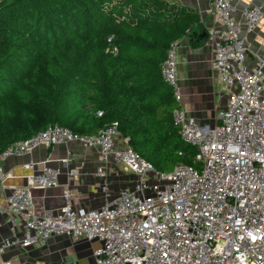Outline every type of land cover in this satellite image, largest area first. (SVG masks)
Instances as JSON below:
<instances>
[{"label": "built area", "instance_id": "obj_1", "mask_svg": "<svg viewBox=\"0 0 264 264\" xmlns=\"http://www.w3.org/2000/svg\"><path fill=\"white\" fill-rule=\"evenodd\" d=\"M211 11V66L227 95L218 125L201 126L180 106L177 42L161 65L162 81L172 88L176 103L173 124L180 140L195 147L196 165L157 172L129 149L116 124L92 136L49 126L0 153V185L6 179L1 166L5 160L68 144L99 154L95 177L105 179L116 168L133 175L135 182L90 210L76 208L73 191L67 188L56 214L38 216L32 194L57 188L60 170L49 161L24 164L33 169L32 176L24 186L12 188L0 206V215L10 217V236L0 241V257L8 250L39 248L65 236L73 242L97 241L95 264H264V51L247 61V42L240 37L243 31L258 29L264 4L242 9L238 20L233 0H211ZM102 190L107 193V188ZM18 220L23 222L20 229Z\"/></svg>", "mask_w": 264, "mask_h": 264}, {"label": "trees", "instance_id": "obj_2", "mask_svg": "<svg viewBox=\"0 0 264 264\" xmlns=\"http://www.w3.org/2000/svg\"><path fill=\"white\" fill-rule=\"evenodd\" d=\"M198 23L164 0L0 2V153L49 126L92 136L116 124L157 172L195 166L161 65Z\"/></svg>", "mask_w": 264, "mask_h": 264}, {"label": "crops", "instance_id": "obj_3", "mask_svg": "<svg viewBox=\"0 0 264 264\" xmlns=\"http://www.w3.org/2000/svg\"><path fill=\"white\" fill-rule=\"evenodd\" d=\"M4 0H0L2 2ZM168 4L178 5L194 11L199 16V23L194 30L177 41L176 71L180 88V106L201 126L214 127L219 124V117L227 104V95L219 77L214 72L212 45L207 31L214 26L211 0H164ZM264 4V0H233V17L240 18V11L251 5ZM240 37L245 39L248 47V60L255 53L264 51V20L251 34L244 31ZM99 154L92 149L76 144L38 148L30 156L9 158L2 163L6 176L0 185V206L5 205V198L12 188L25 185L26 179L33 174V169H25L29 162L49 161L48 165L60 170L59 186L55 189H37L33 192V204L36 215L56 214L64 205L65 189L73 191L72 204L80 209H98L108 198L117 196L120 190L129 189L135 177L120 169H110L105 179L95 177L94 172L100 162ZM75 172L74 177L69 173ZM107 188L105 193L102 188ZM17 226L23 227L21 220ZM10 217L0 215V241L10 236ZM99 248L97 241L80 239L71 241L68 237H54L39 248L27 250L12 249L0 257L11 264H95L93 252Z\"/></svg>", "mask_w": 264, "mask_h": 264}]
</instances>
